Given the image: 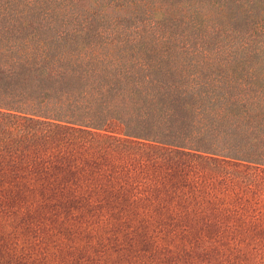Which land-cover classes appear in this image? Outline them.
<instances>
[{
    "label": "trees",
    "instance_id": "16d2710c",
    "mask_svg": "<svg viewBox=\"0 0 264 264\" xmlns=\"http://www.w3.org/2000/svg\"><path fill=\"white\" fill-rule=\"evenodd\" d=\"M101 189L264 200V0H0V202Z\"/></svg>",
    "mask_w": 264,
    "mask_h": 264
},
{
    "label": "rangeland",
    "instance_id": "374dc122",
    "mask_svg": "<svg viewBox=\"0 0 264 264\" xmlns=\"http://www.w3.org/2000/svg\"><path fill=\"white\" fill-rule=\"evenodd\" d=\"M219 192L217 209L146 189L97 190L79 206L66 193L12 197L0 202V264H264V200Z\"/></svg>",
    "mask_w": 264,
    "mask_h": 264
}]
</instances>
